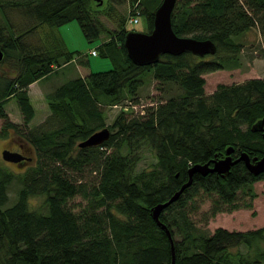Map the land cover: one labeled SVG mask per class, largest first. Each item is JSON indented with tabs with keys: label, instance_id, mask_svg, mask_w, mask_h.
<instances>
[{
	"label": "trees",
	"instance_id": "obj_1",
	"mask_svg": "<svg viewBox=\"0 0 264 264\" xmlns=\"http://www.w3.org/2000/svg\"><path fill=\"white\" fill-rule=\"evenodd\" d=\"M128 1L130 16L146 14L149 31L161 0ZM99 5L94 0H5L0 5V62L16 58L15 74H0V134L6 136L11 129L36 153L35 165L23 174L0 166V264H171L172 256L173 264H260L264 250L258 243L264 242V226L243 232L217 227L210 234L202 233L186 205L202 191L212 196L211 214L234 209L237 190L256 179L264 181V170L253 175L239 160L224 176L194 172L190 185L159 214L172 243L152 218L151 207L179 188L190 165L222 157L228 145L233 147L231 155L241 151L250 157L264 155V132L251 130V124L264 116V77L219 83L208 94L203 87V73L238 65L237 36L253 26L264 32V0H176L170 17L173 31L209 38L216 51L203 56L162 53L158 61L145 65L134 64L126 54L123 37L132 29L126 27L125 17L120 18L119 30L106 27L97 18ZM14 9L30 18L21 30L11 22L9 12ZM72 18L88 40L106 33L98 46L112 66L57 85L45 94L52 125L21 131L5 112L6 101L15 99L26 126L35 111L28 84L72 59L87 64L79 52L74 57L56 31ZM43 24V40L28 47L25 35ZM148 72L161 86L175 83L181 91L137 110L130 108L136 102L125 100L107 125L112 131L106 140L78 146L105 125L98 101L117 105L126 96L135 97ZM132 139L145 140L156 156L150 168L133 174V160L119 150ZM111 145L116 150L102 155L99 148ZM89 150L96 156L89 157ZM96 158L92 169L99 172L98 179L88 189L65 171H80ZM14 179L19 186L9 200L7 188ZM78 193L87 203L75 213L67 200ZM37 195L44 196V211L29 206V198ZM241 244L253 249V254L239 252Z\"/></svg>",
	"mask_w": 264,
	"mask_h": 264
},
{
	"label": "rangeland",
	"instance_id": "obj_2",
	"mask_svg": "<svg viewBox=\"0 0 264 264\" xmlns=\"http://www.w3.org/2000/svg\"><path fill=\"white\" fill-rule=\"evenodd\" d=\"M5 0H0V5ZM96 1V0H94ZM100 11L97 14V18L106 27L111 29L120 28V18L125 17V25L128 29H134L142 32H147V16L144 12L137 14L136 22H129L132 14H129L132 6L128 0H101L99 3ZM141 10V7L138 9ZM1 15V11H0ZM9 16L12 24L16 30L22 29L26 21L30 18L19 10H11ZM46 24L38 26L35 30L25 35V44L36 47L44 37V29ZM56 31L60 35L64 45L68 50L73 51L74 57L79 52L84 59L87 60V64L80 65L77 60L63 64L59 68L48 75L41 77L28 85V94L31 102L34 106V115L25 126L22 121V114L17 106L15 99L12 97L3 105L8 118L19 124V130H27L35 126L43 129L50 127L52 124L49 122V118L53 116L48 108L45 94L52 91L60 83L81 75L85 76L90 71H102L111 68L112 62L109 56H103L100 54L99 44L102 39L106 38V33L103 32L99 37L92 40H88L83 34L79 23L75 18H72L56 27ZM241 42V47L238 55V65L232 68H220L213 71L203 73L205 79L204 92L206 94L212 92L219 83L231 84L234 82H241L251 77H264V32H260L258 26H253L248 31L236 37ZM34 49L33 47H30ZM95 49L96 53L92 54L91 50ZM16 58L14 56L7 60L0 62V74L5 76H13L15 69L13 67ZM181 89L175 83H169L168 85H160L157 80L153 78L150 72L146 73L142 78V83L137 89L135 97L126 96L119 100L115 105L114 103L108 104L104 100H99L98 104L104 112V122L107 126L110 124L117 113L120 111L121 105L126 101L136 102L135 107H130L132 110L145 108L146 105L155 104L160 99H166L170 95H177ZM133 99V100H132ZM125 103V104H126ZM128 108V107H127ZM128 108V109H130ZM134 113V112H133ZM130 112V114H133ZM135 114H138L135 113ZM3 123V119L0 118V127ZM246 124H241V128L244 129ZM112 131V130H110ZM16 133L11 129L8 130L7 135L0 134V166L16 173L23 174L29 170L30 167L35 165V151L33 149L31 155L33 159L24 167H18L1 157V150L6 146L8 138L15 137ZM21 137V135H18ZM23 137V136H22ZM11 144V141H10ZM31 148V147H30ZM102 155H106L115 149L114 145L107 147H100ZM120 152L126 154L132 162L131 173L140 171L141 169H147L152 166L156 161L155 151L145 140L132 139L129 144H122ZM88 156H96V152L89 150ZM240 153V152H239ZM239 155V154H238ZM236 155H231L235 158ZM224 156V155H223ZM98 158L91 160L88 164L84 165L80 171H73L66 169L71 180L75 182H83L86 189L91 184H94L98 179L99 172L97 169H92L96 165ZM101 166L99 165V168ZM95 168V167H94ZM19 182L14 179L10 182L7 188L9 200H13L16 196ZM249 186V188H248ZM243 189H238L235 202L238 206L234 209H223L211 214L209 208L211 205L210 194L199 191L186 205L187 213L192 220L194 226L202 233L210 234L217 227L225 228L229 231H247L264 226V181L262 179H256L249 185H244ZM251 193L253 195H251ZM29 206L36 210L44 211V196L37 195L29 198ZM245 202H250L249 206H244ZM87 203L84 196L80 193L75 194L67 200V207L77 213ZM259 247L264 250V242L258 243ZM234 249V248H233ZM249 250V253L253 254V249L246 248L245 245L239 246V252H245ZM253 256V255H251ZM260 264H264V257Z\"/></svg>",
	"mask_w": 264,
	"mask_h": 264
},
{
	"label": "water",
	"instance_id": "obj_3",
	"mask_svg": "<svg viewBox=\"0 0 264 264\" xmlns=\"http://www.w3.org/2000/svg\"><path fill=\"white\" fill-rule=\"evenodd\" d=\"M101 2V0H96ZM176 3V0H161L153 11L152 28L147 32L138 30H128L123 37V46L128 58L136 65H145L158 61L162 53L180 54L189 52L197 56L205 54H213L216 51L215 43L209 38L198 39L190 35H178L171 26V12ZM3 52L0 49V60ZM251 130L264 132V116L257 119L251 124ZM110 130L107 126H103L91 132L87 137L78 142V146H92L102 143L109 137ZM233 151L232 145L225 148L224 156L212 158L203 163H194L187 168V179L182 182L179 188L166 200L156 203L151 207V216L162 229L165 230L170 242L172 238L167 225L160 220L159 214L161 210L169 203L174 201L182 190L190 185L192 175L198 172L202 175L207 172H216L224 176L229 167L236 161L242 160L253 175L264 170V155L258 157L256 155L249 156L246 152L241 151L235 158L231 157ZM1 157L10 162H17L24 159H30V156H24L17 151L3 148ZM21 166V165H19ZM178 173H175L177 175ZM172 246V245H171ZM173 255V250H172ZM174 258L172 256L173 264Z\"/></svg>",
	"mask_w": 264,
	"mask_h": 264
},
{
	"label": "flooded vegetation",
	"instance_id": "obj_4",
	"mask_svg": "<svg viewBox=\"0 0 264 264\" xmlns=\"http://www.w3.org/2000/svg\"><path fill=\"white\" fill-rule=\"evenodd\" d=\"M7 141L8 142H7L6 146L3 148H8L10 150L17 151L24 156H30L31 157V159L22 158L21 160H19L17 162L8 161L9 163H12L16 166L21 165L20 167H23V166L27 165V163L32 160V157H33L31 155L32 150H31L30 146L28 145V143L23 138L16 135L15 137L11 136L10 138H8ZM10 141H11V144H10Z\"/></svg>",
	"mask_w": 264,
	"mask_h": 264
},
{
	"label": "built area",
	"instance_id": "obj_5",
	"mask_svg": "<svg viewBox=\"0 0 264 264\" xmlns=\"http://www.w3.org/2000/svg\"><path fill=\"white\" fill-rule=\"evenodd\" d=\"M136 21H137V17H131V18H129V22H136ZM91 53L92 54H95L96 53L95 49H92L91 50ZM133 107H135V105H133Z\"/></svg>",
	"mask_w": 264,
	"mask_h": 264
},
{
	"label": "bare ground",
	"instance_id": "obj_6",
	"mask_svg": "<svg viewBox=\"0 0 264 264\" xmlns=\"http://www.w3.org/2000/svg\"><path fill=\"white\" fill-rule=\"evenodd\" d=\"M32 83V82H31ZM29 85V84H28Z\"/></svg>",
	"mask_w": 264,
	"mask_h": 264
}]
</instances>
